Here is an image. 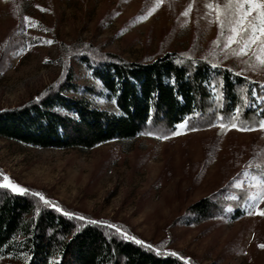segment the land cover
I'll return each mask as SVG.
<instances>
[{"label": "rangeland", "instance_id": "374dc122", "mask_svg": "<svg viewBox=\"0 0 264 264\" xmlns=\"http://www.w3.org/2000/svg\"><path fill=\"white\" fill-rule=\"evenodd\" d=\"M22 1L0 0V109L27 102L66 67L73 81L102 89L74 55L87 45L127 61L172 51L201 54L212 45L217 59L264 80V0ZM253 54L255 62L246 66ZM91 99L119 112L110 97ZM250 160L264 164V121L200 130L181 123L172 136L149 132L84 150L0 137V186L122 223L139 242H163L188 262L264 264V177L251 172ZM238 190L249 192L238 218H193L192 206L210 195L231 211Z\"/></svg>", "mask_w": 264, "mask_h": 264}, {"label": "trees", "instance_id": "16d2710c", "mask_svg": "<svg viewBox=\"0 0 264 264\" xmlns=\"http://www.w3.org/2000/svg\"><path fill=\"white\" fill-rule=\"evenodd\" d=\"M15 2L24 5L22 0ZM226 7L233 20L236 3ZM4 47H10V40ZM215 50L211 45L201 54L172 51L148 61H127L81 46L74 55L102 89L73 81L72 69L66 67L51 86L27 102L0 109V137L37 147L84 150L149 132L172 136L181 123L199 130L261 125L264 80L225 64ZM255 59L249 56L245 65ZM92 95L110 97L119 112L96 106ZM248 164L252 173L264 177L263 163ZM245 191L238 190L239 200L231 211L217 197H205L190 209L193 218H238L239 204L249 196ZM135 237L122 223H103L56 200L0 186V264L6 259L14 264H197L167 250L163 242L146 245Z\"/></svg>", "mask_w": 264, "mask_h": 264}]
</instances>
